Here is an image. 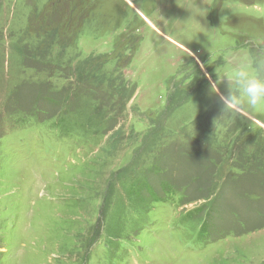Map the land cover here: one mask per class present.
<instances>
[{"label":"rangeland","instance_id":"1","mask_svg":"<svg viewBox=\"0 0 264 264\" xmlns=\"http://www.w3.org/2000/svg\"><path fill=\"white\" fill-rule=\"evenodd\" d=\"M258 48L264 0H0V264H264V114L210 90Z\"/></svg>","mask_w":264,"mask_h":264},{"label":"clouds","instance_id":"2","mask_svg":"<svg viewBox=\"0 0 264 264\" xmlns=\"http://www.w3.org/2000/svg\"><path fill=\"white\" fill-rule=\"evenodd\" d=\"M258 49H249L247 55L230 51L226 56V78L211 83L210 90L221 105L222 115L246 118L264 114V48ZM221 82L225 83L224 92L220 91Z\"/></svg>","mask_w":264,"mask_h":264},{"label":"trees","instance_id":"3","mask_svg":"<svg viewBox=\"0 0 264 264\" xmlns=\"http://www.w3.org/2000/svg\"><path fill=\"white\" fill-rule=\"evenodd\" d=\"M89 73H91V71H87V72H86V77H85V79H87V78L90 76ZM81 78H83L82 73L80 74V79H81ZM104 102H105V101H104ZM106 103H109V100H108V99H106Z\"/></svg>","mask_w":264,"mask_h":264}]
</instances>
